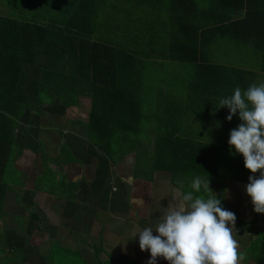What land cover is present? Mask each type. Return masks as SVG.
I'll return each mask as SVG.
<instances>
[{
    "label": "crops",
    "instance_id": "obj_1",
    "mask_svg": "<svg viewBox=\"0 0 264 264\" xmlns=\"http://www.w3.org/2000/svg\"><path fill=\"white\" fill-rule=\"evenodd\" d=\"M127 3L128 10L124 8L120 13L116 9L117 19H111L112 27L119 28L120 15L136 23L140 14L146 12L148 21L141 20L137 30L147 31V44L144 42L135 47L134 52L148 55L138 61L127 59L122 68L128 71V78L138 79L131 85L136 86L138 98L140 96L144 102L142 109L147 110V114L140 117L147 116L156 121L161 116L169 124L162 131L172 133L176 131V122L170 119L183 115L188 99L187 87L196 85L191 82L196 65L166 58L172 51L180 55L187 53L183 47H172V41L178 39L175 33L170 37L169 33L155 29L169 24L175 9L171 0H130ZM201 18L189 16L188 20L193 24ZM145 22L148 25H143ZM110 28L103 27L105 37L102 38L113 37ZM161 35L168 40H160ZM156 38L158 41L151 45ZM150 54L157 56L150 58ZM180 66L183 71L177 77L174 70ZM167 68L172 69V78L168 72L164 73ZM153 70L154 74L150 72ZM187 77L190 82L186 81ZM258 79L259 83H264V73L260 72ZM197 85L202 87L204 84ZM191 90L194 98L197 89ZM208 96L212 105L207 109L216 115V98L212 93L205 95ZM179 99L183 101L181 104L177 102ZM61 107L54 103L51 108H45L46 113L35 116L36 127L30 121L20 122L17 142L23 151L14 164L21 177H0V264H61L63 261L68 264H147L148 251H141L138 235L133 237L131 234L135 233L136 227L154 225L162 207L169 202L171 189L182 184L183 190H188L189 183L173 177L171 172L156 170L155 139L148 149V144L138 138L142 132L139 125L125 127L134 135V141H113L114 138L111 141L115 149H131L114 163L105 153L107 144H100L105 138L108 140V131L117 130H111V126L123 125L114 121L107 125L106 131H101L90 117L92 98L88 96L80 97L76 106ZM187 107L198 111L192 99ZM49 114L56 115L53 117L56 120H50ZM48 119L50 122L46 126L44 122ZM233 119L239 121L237 116ZM55 122L66 126L59 144L55 142L53 130L52 136L45 134L46 128L59 126ZM202 125L203 129L208 128L204 123ZM155 126L157 131H152L153 138L158 131L166 134L158 124ZM196 126L200 125L196 123ZM26 129L27 133L24 132ZM203 129L200 130L203 136L206 133L213 136L219 130L217 125L212 131ZM230 130L224 131L226 142ZM39 135H43L41 151L32 143L38 141ZM53 146L58 151L53 150ZM240 178H212L209 187L221 199L222 207L236 216L232 235L238 245L237 264H264V214L253 212L250 198L245 194L248 177ZM198 195L205 197L208 194L201 191ZM156 264L168 262L158 257Z\"/></svg>",
    "mask_w": 264,
    "mask_h": 264
},
{
    "label": "trees",
    "instance_id": "obj_2",
    "mask_svg": "<svg viewBox=\"0 0 264 264\" xmlns=\"http://www.w3.org/2000/svg\"><path fill=\"white\" fill-rule=\"evenodd\" d=\"M127 2L130 0H0V177H14V163L23 151L17 142V130L29 113L31 118L41 117L46 113L45 108L54 103L62 109L73 107L82 96L92 98L90 117L101 131H106L107 125L114 121L123 125L111 126V130H117L108 131V140L105 138L100 144H107V156L115 163L131 151L115 149L111 141L113 138L116 139L113 141H134L125 127L141 123L144 102L138 98L136 86L131 85L138 79L128 78V71L122 68L127 59L138 61L148 55L134 52L136 45H140L131 39L141 19L132 23L120 15L117 25L125 40L102 38L103 27L113 24L106 9H118L121 13L124 8L128 10ZM171 2L175 9L169 24L155 29L169 33L170 37L174 33L178 36L172 47H183L187 53L180 55L172 51L166 58L196 65L191 79L196 85L187 87L183 115L170 119L176 122V131H162L169 124L161 116L158 118L157 124L166 134L159 133L155 138L156 170L171 172L186 183L194 176L225 180L249 177L242 156L229 155L224 139V131L236 127L240 121H227L226 108L216 110L214 115V111L207 109L212 105L210 96L205 95L212 93L216 108L219 98L231 95L236 87L243 93L249 85L259 84L260 72L264 73V0ZM189 16L203 18L192 24ZM185 28L188 30L184 32ZM162 35L160 40H165L162 37L166 34ZM155 41L157 38L150 44ZM223 42L232 44L233 48L223 49L220 47ZM242 45L256 59L253 68L214 59L215 48L231 56L235 54V46ZM189 77L185 78L187 82ZM201 82L202 87L197 85ZM193 88L197 89L194 98L190 92ZM190 99L198 111L187 107ZM137 114L139 117H134ZM195 119L205 127L219 125L218 132L200 137L189 127ZM185 127H189L187 131Z\"/></svg>",
    "mask_w": 264,
    "mask_h": 264
},
{
    "label": "clouds",
    "instance_id": "obj_3",
    "mask_svg": "<svg viewBox=\"0 0 264 264\" xmlns=\"http://www.w3.org/2000/svg\"><path fill=\"white\" fill-rule=\"evenodd\" d=\"M221 108L228 110L227 121L233 116L240 121L229 131V155L242 156L250 173L245 194L253 212L264 214V83L249 85L243 93L236 87L219 98L215 110ZM201 191L208 195H198ZM162 209L154 225L136 227L131 234L138 235L139 249L148 251L147 264H156L158 257L168 264H237L238 245L232 235L236 216L222 207L208 177L194 176L188 190L174 186Z\"/></svg>",
    "mask_w": 264,
    "mask_h": 264
},
{
    "label": "rangeland",
    "instance_id": "obj_4",
    "mask_svg": "<svg viewBox=\"0 0 264 264\" xmlns=\"http://www.w3.org/2000/svg\"><path fill=\"white\" fill-rule=\"evenodd\" d=\"M200 6L203 7V8H207V5L200 4ZM106 7H108V6H106ZM144 7L146 8L145 5H144ZM106 11H108V14L111 16L112 19H115V20L117 19L116 9H115V12L113 10L111 11L109 9H106ZM140 19L148 21V15L146 14V12H142L140 14ZM144 25H148V22H145ZM117 27H118V25H117ZM110 30L113 33L112 34L113 37H111L113 40H115V38H116L115 34L118 35V38H119L120 41H124L125 40L126 37H121L120 38L121 31L119 30V28L117 30H115V27H112V24H111ZM150 32H151V30H150ZM132 34L135 35V37L131 38L132 40H134L133 41L134 43L137 42L140 46H142L144 41L147 42L148 36H147V31L145 29H142V31H138L137 30L136 32H133ZM165 40L167 41L168 38H165ZM134 43H132L133 46H135ZM136 47H137V45H136ZM220 47H222L223 49L230 50V49L233 48V45L232 44H228L226 42H223ZM245 50L247 51V53H246ZM249 54L250 53H249L247 47H245V45L244 46L242 45V47L235 46V54H232L231 56L226 55L225 53H223L221 48H215V50H214L215 58L214 59L221 60L222 62L227 63L228 65H232V66H237V67L240 66L241 67V66L247 65V66H250V68H253L255 66V62H256L255 60L256 59H255V57L253 58V56H250ZM153 69H154V67H153ZM182 71H183L182 66H180L179 69H177V71L174 70V72H175L177 77H179V75H180V73ZM150 72L154 74V70L150 71ZM167 72H168L169 76L172 78V74H173L172 69L171 68H167V70H165L164 73H167ZM147 75H148V73H146L145 76H147ZM177 102H179L181 104V102H183V101L181 99H179ZM49 107L51 108V106H49ZM145 113L147 114V110L146 109H142V111L140 112V114H145ZM49 116H50L49 117L50 120L51 119H53L54 121L56 120L55 118H53V117H57L56 115L49 114ZM49 119L46 120L47 123L44 122L45 125L47 124L46 126H48V124L50 122ZM198 119H200V118H198ZM35 120H36V117L31 118L30 117V113L28 114V116L26 118H24V122H29L30 121L31 122L30 124L32 126L36 127L37 123H35L36 122ZM155 120L156 121H154V119H152V118L147 119V116L145 118L141 117V123L139 124L140 125V129L142 128V132H141V134L139 135L138 138H140L141 141H144L145 143L148 144V149H150L154 145V139L156 138V137L153 138L152 131L153 132L157 131L155 124H157V121H159L160 119L157 118ZM55 123H57V122H55ZM196 123H198L200 126H196ZM202 124L203 123H199V121L195 119V121H192V123L190 125H192L191 128L195 129V131L198 132L199 135H200L201 134L200 130H202L203 127H204ZM58 125L59 126H56V127H53V128H50V127L46 128L45 134L49 135V137H50V136H52V130H53V132H54L53 136L55 137V142L59 144V141H60L61 136L63 135V132L66 131V126H63L62 123L58 124ZM188 128L189 127H185L184 130L187 131ZM214 128H216V125H213L211 127L205 128L203 130L204 131H208V130L211 131ZM164 129H165V127H164ZM137 130L139 131V128H137ZM36 131H37V129L35 130V132ZM32 132H34V131L32 130ZM158 133H159V131L155 135H157ZM39 136H40V138L38 139V141H33L32 142L34 144H37L38 147L40 145L41 146L43 145V141H42L43 135H39ZM132 136H134V135H132ZM200 137H201V135H200ZM45 148H46V150H48L47 146ZM54 149H55V151H58L53 146V150ZM39 151H41V150H39ZM14 167H15V164H14ZM15 169H16V167H15ZM17 176L21 177V172H20L19 169L18 170L16 169V171H14V177H17ZM7 178L8 177H5V179H7ZM186 182H188V181H186ZM187 189H188V187H187ZM57 251H58V254H59L60 249L57 250ZM62 254H63V252H62ZM61 264H68V263L63 261V262H61Z\"/></svg>",
    "mask_w": 264,
    "mask_h": 264
}]
</instances>
